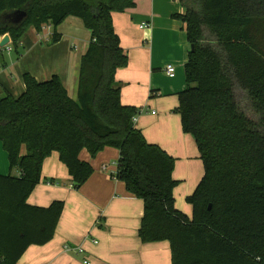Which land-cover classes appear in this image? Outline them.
I'll return each instance as SVG.
<instances>
[{
	"label": "trees",
	"instance_id": "trees-1",
	"mask_svg": "<svg viewBox=\"0 0 264 264\" xmlns=\"http://www.w3.org/2000/svg\"><path fill=\"white\" fill-rule=\"evenodd\" d=\"M179 1L184 12L172 16L184 22L190 50L176 111L204 165L186 198L192 217L175 204L176 159L146 139L133 120L141 110L122 101L117 72L129 54L113 13L135 1L0 0V40L9 34L14 49L30 27L53 26L51 43L60 41L69 16L91 33L76 101L58 75L25 73L21 94L0 95V141L10 170H20L0 174V264H19L30 245L54 237L64 201L28 202L45 159L57 151L79 189L94 172L80 153L106 147L120 151L113 177L144 203L139 236L169 241L172 264H264V0ZM16 10L28 13L19 24L6 16Z\"/></svg>",
	"mask_w": 264,
	"mask_h": 264
},
{
	"label": "crops",
	"instance_id": "crops-1",
	"mask_svg": "<svg viewBox=\"0 0 264 264\" xmlns=\"http://www.w3.org/2000/svg\"><path fill=\"white\" fill-rule=\"evenodd\" d=\"M134 1V7L113 13L121 45L129 54L128 66L117 72V79L123 83L122 101L141 110L135 125L146 139L160 145L176 159L173 176L181 185L174 189L175 204L185 212L188 208L186 198L202 179L204 165L193 136L183 131L181 116L176 111L178 94L186 88L185 64L190 43L184 22L172 15L184 12V9L179 0ZM78 19L69 16L57 28V32L62 34V41L68 38L74 44L79 42V49L75 51L69 49L70 52L60 56L56 49L61 40L42 46L37 39L41 32L34 27L23 34L17 49L10 53L2 50L0 95L12 94V86L18 79L17 74L9 73L8 62L12 53L19 54V48L26 46L27 54L22 55L20 61L29 63L18 68L22 81L25 73L40 81L58 75L70 97L76 101L81 58L87 50L91 33L88 31V40H80L66 34L61 27L68 21L67 25L75 32L80 25ZM50 35L52 40L53 33L50 32ZM42 51L50 52V67L43 65L40 59ZM31 54L34 59L28 57ZM20 61H12L13 67H18ZM169 64L175 67L173 75L166 70ZM169 98L172 99L171 105L168 104ZM80 157L91 162L94 172L79 189L72 186V177L57 151L45 159L42 181L33 190L28 202L48 206L54 200H63L65 206L52 240L43 245H30L18 263L86 264L84 261L88 260L90 264H172L169 241L146 243L139 236L144 203L127 191L122 180L112 175L116 171L120 151L106 147L91 157L88 150L83 149ZM10 172L17 176L20 174L18 169L10 170L8 153L0 141V174ZM67 244L81 246L85 252L78 253L75 249L66 251L64 245Z\"/></svg>",
	"mask_w": 264,
	"mask_h": 264
},
{
	"label": "rangeland",
	"instance_id": "rangeland-1",
	"mask_svg": "<svg viewBox=\"0 0 264 264\" xmlns=\"http://www.w3.org/2000/svg\"><path fill=\"white\" fill-rule=\"evenodd\" d=\"M78 18V17H77ZM78 20H80V25L78 26V27H76L75 28V32H74V29L73 30H71V27L69 26V25H67L68 24V21L67 22H65V24L61 27L63 30H65L66 32V34H70L71 36H73V37H77L78 39H80V40H82V39H85V40H88L89 39V32H88V30L85 28V26H84V24H83V22H82V20L81 19H78ZM136 26H138V24H136ZM68 29V30H67ZM54 28H53V26H51L50 28H45L41 33H40V35L38 34L37 35V39H38V41L40 42V43H42L43 45L42 46H44V44L47 46V45H50V44H52L51 43V35H50V32L51 33H54ZM139 31V30H138ZM129 36H130V33H129ZM63 40V39H62ZM61 40V41H62ZM90 40V39H89ZM75 45V46H74ZM79 46H80V44H79V42H76L75 44L72 42V41H70V39H68V38H66L64 41H62V43H61V45L56 49L57 50V52L59 53V55L61 56V55H63L65 52H70L69 51V49L70 50H73V51H75L76 50V48H78L79 49ZM87 46H88V44H87ZM27 47L25 46V47H20L19 48V54H17L16 52H14V53H12V58L9 60V73L10 74H12V75H16L17 77V79H18V81L20 82H16V84L15 85H13L12 86V95H14V96H17L18 94H20V91H22L23 89H24V80L22 81V79H21V76L20 75H18V71H19V69L18 68H20V66H21V64L23 65V66H26V63H29V62H25V61H22L23 63H21V61L20 60H22V55L23 56H26V54H27ZM75 49V50H74ZM82 49L83 48H81V51H82ZM42 52H44V53H42L41 55H40V59L43 61V65H45V66H48V67H50V59H51V56H50V52H48L47 53V51H42ZM8 54V53H7ZM28 57H30V58H32V59H34L35 58V56L33 55V54H31V55H29ZM27 59V58H26ZM20 61V65L18 64V67H13V64H12V61L13 62H16V61ZM168 101H169V105H171L170 104V102H172V99H168ZM181 185V183H180V181H179V183H178V185H177V187H179ZM184 201V200H183ZM185 202V201H184ZM187 202V201H186ZM181 203H182V200H181V202L180 201H178V206H180L181 205ZM188 203V202H187ZM186 206H188V208H185V212L190 216V217H192L193 216V208H192V205L190 204V203H188V205H186Z\"/></svg>",
	"mask_w": 264,
	"mask_h": 264
},
{
	"label": "built area",
	"instance_id": "built-area-1",
	"mask_svg": "<svg viewBox=\"0 0 264 264\" xmlns=\"http://www.w3.org/2000/svg\"><path fill=\"white\" fill-rule=\"evenodd\" d=\"M51 26H48L47 28H50ZM141 28H143V25L141 26ZM4 37V36H3ZM2 37V38H3ZM1 38V39H2ZM3 49L6 51V52H12L13 50H14V46H13V43H12V39L10 38V41H9V43H7L4 47H3ZM166 70H167V72H168V74L169 75H173L174 74V72H175V67L172 65V64H169L168 66H167V68H166ZM0 85H1V82H0ZM138 116V115H137ZM137 116H135L134 117V122L136 121V118H137ZM115 173H116V171H114L113 173H112V175H114L115 176ZM94 242L95 243H97V240H94ZM64 249L66 250V251H68V250H73V249H75L78 253H84L85 252V249L83 248V247H81V246H78V247H72V246H70V245H64ZM86 264H90V262L88 261V260H85L84 261Z\"/></svg>",
	"mask_w": 264,
	"mask_h": 264
},
{
	"label": "water",
	"instance_id": "water-1",
	"mask_svg": "<svg viewBox=\"0 0 264 264\" xmlns=\"http://www.w3.org/2000/svg\"><path fill=\"white\" fill-rule=\"evenodd\" d=\"M28 13L26 10H16L8 13L6 16L10 19V21L14 24H19L23 22V20L27 17ZM10 41V35L6 34L0 40V47H4Z\"/></svg>",
	"mask_w": 264,
	"mask_h": 264
}]
</instances>
